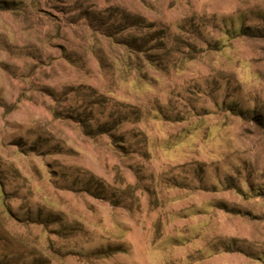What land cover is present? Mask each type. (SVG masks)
<instances>
[{
	"label": "rangeland",
	"instance_id": "374dc122",
	"mask_svg": "<svg viewBox=\"0 0 264 264\" xmlns=\"http://www.w3.org/2000/svg\"><path fill=\"white\" fill-rule=\"evenodd\" d=\"M261 118L264 0H0V260L264 264Z\"/></svg>",
	"mask_w": 264,
	"mask_h": 264
},
{
	"label": "trees",
	"instance_id": "16d2710c",
	"mask_svg": "<svg viewBox=\"0 0 264 264\" xmlns=\"http://www.w3.org/2000/svg\"><path fill=\"white\" fill-rule=\"evenodd\" d=\"M259 124L264 126V118H261L258 121ZM5 233V235H0V258L6 257L8 253L13 252L12 249L15 244V238L10 235V233L6 230L3 224L0 223V233ZM0 264H15V263H5L0 260Z\"/></svg>",
	"mask_w": 264,
	"mask_h": 264
}]
</instances>
